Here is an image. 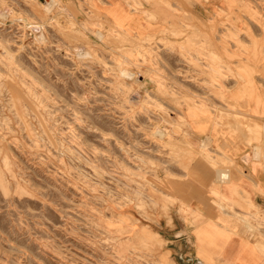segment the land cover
I'll return each instance as SVG.
<instances>
[{"label":"rangeland","instance_id":"374dc122","mask_svg":"<svg viewBox=\"0 0 264 264\" xmlns=\"http://www.w3.org/2000/svg\"><path fill=\"white\" fill-rule=\"evenodd\" d=\"M122 1L155 31L97 0H0V264H182L181 184L217 166L197 122L264 144L241 106L264 78V0ZM220 204L264 244L261 208Z\"/></svg>","mask_w":264,"mask_h":264},{"label":"crops","instance_id":"0c3cea01","mask_svg":"<svg viewBox=\"0 0 264 264\" xmlns=\"http://www.w3.org/2000/svg\"><path fill=\"white\" fill-rule=\"evenodd\" d=\"M97 2L103 5L110 20L119 22L132 33L148 34L157 27L122 0ZM252 79L251 94L241 106L253 119L264 123V78L253 74ZM195 133L211 141L212 159L217 166L197 159L195 178L181 184L191 190L182 189L179 195L194 215L180 218L178 227L169 228V241L175 244L182 264H264V244L258 243V231L243 233L240 226L225 219L232 216L231 211L218 209L222 201L230 204L236 213L246 212L245 208L251 205L261 208L264 215V144L234 141L221 126L210 127L204 122H197ZM257 146L258 153L254 151ZM225 159L229 161L228 166L222 164ZM258 230L264 234V226Z\"/></svg>","mask_w":264,"mask_h":264},{"label":"bare ground","instance_id":"6f19581e","mask_svg":"<svg viewBox=\"0 0 264 264\" xmlns=\"http://www.w3.org/2000/svg\"><path fill=\"white\" fill-rule=\"evenodd\" d=\"M52 2V1H51ZM55 3V2H54ZM50 6H51V3L50 4H48V6H45V8L46 9H49L50 8ZM98 33L99 34H101L100 33V31L98 30ZM4 56V55H3ZM130 74V71H128L127 69H121L120 71H119V76H125V75H129ZM129 76H131V75H129ZM128 76V77H129ZM230 119V118H229ZM238 123V122H237ZM161 134H163V133H161ZM160 134V135H161ZM162 136V135H161Z\"/></svg>","mask_w":264,"mask_h":264}]
</instances>
